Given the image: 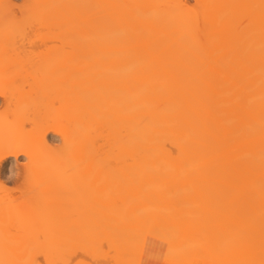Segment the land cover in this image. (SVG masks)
<instances>
[{
  "label": "bare ground",
  "instance_id": "bare-ground-1",
  "mask_svg": "<svg viewBox=\"0 0 264 264\" xmlns=\"http://www.w3.org/2000/svg\"><path fill=\"white\" fill-rule=\"evenodd\" d=\"M193 1L0 0V97L12 115L0 117V169L27 161L18 192L4 184L20 170L0 174V264H44L48 242L65 256L56 264L80 244L88 264H136L148 230L170 261L183 262L186 244L205 250L207 236L235 245L191 261L264 264V0ZM142 183L165 194L171 224ZM76 212L92 225L70 223Z\"/></svg>",
  "mask_w": 264,
  "mask_h": 264
},
{
  "label": "rangeland",
  "instance_id": "rangeland-1",
  "mask_svg": "<svg viewBox=\"0 0 264 264\" xmlns=\"http://www.w3.org/2000/svg\"><path fill=\"white\" fill-rule=\"evenodd\" d=\"M15 3H23V0H13ZM185 1H187V3H189V4H193V0H185ZM189 1V2H188ZM48 44H54V40L53 39H51V38H46V39H44ZM40 44H42V43H40L39 42V45ZM0 73L3 75V77H5L4 76V74L0 71ZM6 73V72H5ZM6 75V74H5ZM3 101V99L0 97V117L1 116H4V117H6L7 119H10V120H12V118H11V116H10V114L9 113H7V112H5L6 110L1 106L2 105V102ZM2 108V109H1ZM4 109V110H3ZM8 111V110H7ZM15 117V116H14ZM13 117V118H14ZM27 117V116H26ZM19 118V117H18ZM30 118V117H29ZM24 119V118H23ZM27 119V118H26ZM22 120V119H21ZM20 121V120H19ZM13 122H14V120H13ZM20 122H22V121H20ZM24 122H25V120H24ZM25 125V124H24ZM26 125L27 126H29V125H31V124H29V121H28V124L26 123ZM29 127H31V126H29ZM48 140H49V143L52 145V146H55L56 148H57V145H61V140H60V137H59V135H55V134H49L48 135ZM59 145V146H60ZM27 161H26V157L25 156H20L19 157V159H18V162H17V160H15L14 158H12L11 160H10V162H8V163H6V164H4V166L0 169V174H2V171H4L3 173H5V176L7 175V176H9V178L11 179V178H13L12 176H14V173H16L17 172V170L16 169H19L20 171H18V172H20L19 174H20V177H19V179H17V181L18 182H6L8 185H6V183L4 184V186H5V188H6V186H7V189L9 188L10 190H13V192H18V190H16V189H18L17 188V184H18V186L20 187V186H25V183H26V181H25V179L26 178H24L22 175L24 174V173H22L23 172V169L25 168V163H26ZM17 163V164H16ZM15 169V170H14ZM13 170V173L11 172V171ZM16 171V172H15ZM12 175V176H11ZM17 183V184H16ZM244 185H246V183H243ZM147 186V185H146ZM146 186L144 187V184L142 183L141 184V190H142V192H146L147 194V197H149V204H153V205H156L155 207H158V212L159 213H157V214H159L158 216H159V219H160V224H161V226H165V215L166 214H163V212L164 211H166L167 209H166V200L164 201L165 203H163L161 200H162V196H164L163 194H160V193H162V192H158V196H157V198H154L153 199V196H150V194H149V191H148V189L146 188ZM149 186V185H148ZM153 186V185H152ZM169 186H171V184L169 185ZM168 186V187H169ZM243 186V185H242ZM199 187V186H198ZM149 188H151V185H150V187ZM165 188L166 189H170L171 191L173 190V191H176L175 189H171L170 187L169 188H167V187H164L163 189L165 190ZM194 186L193 187H190L189 188V190L191 189V191H192V194H189L190 196H189V199H190V197L193 195V197H191V198H194V200H192V199H190V200H192L191 201V203L193 202V201H198V200H195L196 198H195V193H196V191L198 190V188L196 187V190H194ZM241 188V187H240ZM8 189V190H9ZM153 189V188H152ZM184 189V188H183ZM186 189V188H185ZM182 190V189H181ZM187 190V189H186ZM19 191H20V189H19ZM153 191V190H152ZM163 191V190H162ZM172 191V192H173ZM185 190H183V192H184ZM195 191V192H194ZM10 192V191H9ZM12 192V191H11ZM165 192V191H164ZM181 192V191H180ZM179 192V193H180ZM200 194V198H202L205 194H204V192L200 189V191H198ZM152 193V192H151ZM170 193V192H169ZM174 193V192H173ZM187 193H189V191H186L185 192V195H183V197H182V195H180L179 197H181V198H184L186 195H188ZM191 193V192H190ZM172 194V193H171ZM196 194H198V193H196ZM162 195V196H161ZM174 195V194H173ZM173 195H171V196H173ZM199 195H197V196H199ZM238 195V193H236L234 196H237ZM176 196H178V195H176ZM112 197H114V196H112ZM156 197V196H155ZM187 198H188V196H186ZM184 198V200L186 199V201H187V198ZM176 198V197H175ZM181 198H176V200L178 199V201H176V202H179V200H180V202L179 203H177V204H180L181 203V205H182V203L184 202H181L182 200H181ZM211 198V197H210ZM213 198V197H212ZM111 199V196L110 197H108L107 199H106V201L104 202V203H107L108 204V201L107 200H110ZM164 199H166V198H164ZM169 199H172V197L170 198L169 197ZM169 199H168V201H167V204H168V202H169ZM112 200H114V199H112ZM162 202V204H160L161 202ZM175 200V199H174ZM189 200V201H190ZM200 200V199H199ZM210 200V199H209ZM214 200H215V198H214ZM86 201H87V199H86ZM118 200L116 199V202H117ZM120 199H119V203H120ZM173 201V200H172ZM189 201H187L189 204H190V202ZM225 201V200H224ZM110 202V201H109ZM176 202H174L173 201V203L175 204V206L177 205L176 204ZM212 202H215V201H211L210 203H212ZM76 203V202H75ZM112 203V202H111ZM209 203V201H208V204H210ZM169 204H170V202H169ZM173 204V205H174ZM184 204V203H183ZM121 205V204H120ZM185 205H186V203H185ZM191 205V204H190ZM212 205V204H211ZM115 206H119V204H117V205H115ZM166 206V207H165ZM172 206V203L170 204V207ZM187 206V205H186ZM173 207V206H172ZM176 207H178L179 208V206H176ZM185 207V206H184ZM189 207V206H188ZM167 208H169V206L167 207ZM163 209V210H162ZM170 210V209H169ZM181 210H183L182 208H181ZM192 210H194V211H196V212H198L196 209H192ZM176 211V209L173 211V213H172V210L170 211V213H172L173 215H174V212ZM178 211V210H177ZM177 211H176V213H177ZM190 212V211H189ZM188 212V213H189ZM192 212V211H191ZM166 213H167V217H168V212L166 211ZM75 214H76V217L74 218V216H75ZM156 214V213H155ZM192 214V213H191ZM72 216H73V214H71ZM70 215V216H71ZM89 214H87V216H85V218L86 217H89L88 216ZM190 215V214H189ZM193 215V214H192ZM191 215V216H192ZM74 216H73V220L71 219V221H70V223L73 221H75V219H78V222L80 223V224H82V225H84L85 227L88 225V226H90V224H91V222L89 221L87 224H84L83 222H81V220H83V219H81L82 218V216H81V214L79 213V212H76V213H74ZM171 216V215H170ZM169 216V217H170ZM155 217H156V219L158 220V217H157V215H155ZM169 217L168 218H166V219H169ZM72 218V217H71ZM90 218V217H89ZM150 218H152V216L151 217H149V219L147 220V221H150L151 219ZM226 219H231L230 221H231V223H232V225L233 226H235V225H237V222H238V220L239 219H241V218H239V217H235V218H232V217H225ZM101 218H98V220H100ZM153 220V222H155V224L157 223V220L155 219V221H154V216H153V218H152ZM90 220V219H89ZM173 220V219H172ZM176 220V219H175ZM88 221V219L87 220H84V222H87ZM171 221V220H170ZM219 221H221V219L220 220H217V222H219ZM241 221V222H240ZM239 222H240V225H242V226H244V225H246L247 224V221H243V219H241ZM76 222H77V220H76ZM76 222H75V224H76ZM166 222H169L168 220L166 221ZM172 222H170V223H167V224H171ZM174 223V222H173ZM177 223H179V222H176L175 221V223H174V225L175 224H177ZM221 223V225L220 224H218V225H220L221 227H220V229H223V228H225V227H227V224H225L224 223V220L223 221H221L220 222ZM229 223V222H228ZM73 224V223H72ZM72 224H70V225H72ZM152 225H153V223H151ZM154 224V225H155ZM158 224H159V222H158ZM166 224V225H167ZM212 224V223H211ZM60 224H58V226H59ZM76 225H78V224H76ZM92 225V224H91ZM152 225H151V228H152ZM184 222H180L179 224H177V225H175V227L177 228V226H179L180 228H182V230H183V228H184ZM54 226V225H53ZM84 226H81L83 229H84ZM158 226V225H157ZM173 226V225H172ZM213 226V225H212ZM215 226V225H214ZM55 227V226H54ZM80 227V228H81ZM147 227H150V224L148 223V225H147ZM171 227V226H170ZM174 227V226H173ZM174 227V228H175ZM57 228V227H56ZM59 228V227H58ZM70 228V227H69ZM76 228H78V227H76ZM156 228V227H155ZM162 228V227H161ZM160 228V229H161ZM167 228V227H166ZM214 228V227H213ZM216 228V227H215ZM74 229V228H73ZM150 229V228H149ZM186 229V228H185ZM56 230H58V229H56ZM78 230V229H77ZM87 230H88V228H87ZM156 230V229H155ZM159 230V229H158ZM162 230V229H161ZM165 230V229H164ZM167 230V229H166ZM180 230V229H179ZM198 230V229H197ZM80 231V230H79ZM149 232H148V234L146 235V237H145V239H144V241H143V245H142V248L140 247V245H141V236H139V238H136V239H138V246H139V248H141V250H140V255H139V259L137 258V260L138 261H136V264H204V261L202 260V259H199V258H195L194 260H190L191 258H193V257H195V255L196 254H199L200 253V249L202 248V246H201V244L199 245V246H201V248L200 249H198V248H196V246H195V248L194 247H191L190 248V244H186V246H188V248L190 249V251H189V253H190V255H189V253H185V254H182L183 256H186L185 258L183 257V262H174V261H170V260H168V259H165V257H167V252H174V250H171V248L172 247H170V251H169V247L167 246V244L165 243V241L162 239V237H159V236H157V234L156 235H153L152 234V232H151V234H150V231L151 230H148ZM183 231H185V230H183ZM183 231H182V233H183ZM50 232V231H49ZM75 232V231H74ZM82 232V231H81ZM178 232V231H177ZM196 232V231H195ZM194 232V233H195ZM197 232H199V231H197ZM196 232V233H197ZM52 233V232H51ZM56 233H58V232H56ZM168 233H169V231H168ZM171 233V232H170ZM54 234V233H53ZM74 234V233H73ZM163 234V233H162ZM167 234V233H166ZM201 234V233H200ZM205 235H206V233H204ZM203 234V235H204ZM175 235H176V232H175ZM178 235L181 237V233H179L178 232ZM172 236H174V235H172ZM42 237H44V236H42ZM41 237V238H42ZM74 237V239L73 240H75V236H73ZM206 237V238H205ZM202 240H199L198 242H201L202 243V245H204V243L206 242V248H205V250H202L201 251V253L200 254H202V255H206L207 253H208V251L209 252H211V251H213V250H209V249H213V241H211V240H209V238H207V236H205ZM174 238H176V237H174ZM45 239L46 238H44V240H41V242H45ZM172 239V238H171ZM170 239V240H171ZM104 241H106V239H103ZM134 240V239H133ZM167 240V239H166ZM173 240V239H172ZM171 240V241H172ZM176 240H178V237H177V239ZM77 241V240H76ZM175 241V240H174ZM205 241V242H204ZM74 242L75 241H73V243L72 244H74ZM78 242H79V240H78ZM107 242V241H106ZM133 241H130V243H132ZM136 242V241H135ZM179 243H177L176 242V244H182L180 241H178ZM197 242V243H198ZM204 242V243H203ZM232 242H234V241H232ZM49 243V245H47ZM47 244H45V245H47V246H42V245H40V248H38L39 249V251L37 252L38 254V256H37V260H38V257L40 258V256H39V254H41V258H42V256H43V253H44V259H45V261L44 260H42L41 258H40V262H38V263H41V261H44V264H56V261L57 260H59V259H55L56 257H60V259H64L65 260V256L63 255V257L64 258H61V256H57L56 255V253H54V251L57 249H55V250H53L54 249V246H55V244L53 243V242H48ZM71 243V242H70ZM80 243V242H79ZM79 243H78V245H79ZM108 243V242H107ZM197 243L195 244V245H197ZM71 244V245H72ZM83 244V243H82ZM104 244V243H103ZM171 244H173V243H171ZM184 244V243H183ZM192 244H194V242L192 243ZM231 243H227V241L225 242V243H222V245L224 246V247H226V248H230V245ZM62 245V244H61ZM64 245V244H63ZM75 245H77V243L75 244ZM84 245V244H83ZM93 245V244H92ZM133 245V244H132ZM135 245H137V244H135ZM174 245V244H173ZM185 245V244H184ZM231 245H235V243H232ZM74 246V245H73ZM73 246H72V248H73ZM86 246V245H85ZM137 246V247H138ZM175 246V245H174ZM174 246H173V249H174ZM183 246V245H182ZM221 246V245H220ZM220 246H216V247H214L215 249H214V251L216 252V255L215 256H221L222 254H223V252L225 251V249H224V251L222 250V248L220 247ZM229 246V247H228ZM56 247H57V245H56ZM66 247H68V246H66ZM76 247L77 246H75L74 248L76 249ZM79 247H80V251H81V244L79 245ZM78 247V248H79ZM101 247V246H100ZM102 247H103V245H102ZM136 247V248H137ZM223 247V248H224ZM63 247H61V249H62ZM74 248H73V250H74ZM85 248V247H84ZM105 248H109V247H107V245H105L104 244V247L103 248H101L102 249V251H104V249ZM135 248V250H137ZM176 249H178L177 248V246L175 247ZM181 248V247H180ZM187 248V247H186ZM194 248V249H193ZM58 249H59V246H58ZM57 249V250H58ZM67 249V248H66ZM65 249V250H66ZM71 249V248H70ZM113 249V248H112ZM134 249V248H133ZM176 249H175V251H176ZM182 249V248H181ZM203 249H204V247H203ZM72 250V249H71ZM139 250H137V251H139ZM188 250V249H187ZM192 250V251H191ZM194 250L195 251H198V252H196V253H194ZM42 253H41V252ZM80 251H75L74 250V252L73 251H71L72 252V254H74V255H76V256H81L80 255ZM86 251H88L87 249H86ZM90 251V250H89ZM105 251H106V249H105ZM104 251V253H102L101 254V256H105L106 254H107V251L105 252ZM136 251V252H137ZM167 251V252H166ZM181 251V250H180ZM180 251H179V253H180ZM204 251V253H202ZM55 252H57V251H55ZM61 252H62V250H61ZM81 252H83V250L81 251ZM112 252H114V253H116L117 254V256H118V254L119 253H117V251L114 249V250H112ZM111 251H110V253H112ZM131 252V251H130ZM193 252V253H192ZM53 253H54V255H56V256H54L53 255ZM67 253V252H66ZM70 253V252H69ZM89 253V252H88ZM109 253V252H108ZM170 253V254H171ZM194 254V255H192V254ZM58 254V253H57ZM71 254V253H70ZM72 254L71 255H68L67 254V256H66V258H67V260H68V256H71V258H74V257H72ZM82 254V253H81ZM85 254V250H84V253H83V255ZM132 254V253H131ZM169 254V253H168ZM214 254V253H213ZM35 255L36 254H34V257H35ZM66 255V254H65ZM82 255V256H83ZM86 255V254H85ZM88 255V254H87ZM109 255V254H108ZM107 255V256H108ZM134 255V254H133ZM89 256H91V255H89ZM88 256V258H87V260H86V262L84 261V259L86 258H82V257H80V259L82 258V260H83V262L85 263V264H88V260L91 258V257H89ZM110 256V255H109ZM115 256V255H114ZM191 256V257H190ZM244 256V259L245 258H247L248 257V255H243ZM95 257H97V255L95 256ZM127 257H128V255H127ZM134 257V256H133ZM188 257V258H187ZM250 257V256H249ZM103 258V257H102ZM106 258V257H105ZM109 258H111V257H109ZM132 258V257H131ZM240 258V257H239ZM35 259H36V257H35ZM74 259H78L77 260V262L75 261V262H72V263H70L72 260H74ZM74 259H70L69 261L70 262H68L67 260V263L68 264H78L79 262H80V260H79V258H74ZM99 259H100V257H99ZM104 259V258H103ZM133 259V258H132ZM135 259V258H134ZM37 260H36V262H37ZM92 260V259H91ZM91 260H89V261H91ZM98 259H95V261H97ZM101 260V259H100ZM109 260V259H108ZM112 260H113V263L114 264H116V258L114 259V257L112 258ZM129 259H127L126 258V255H125V257H124V259L122 260L123 261V263L122 264H130L129 262L130 261H128ZM39 261V260H38ZM66 261H65V263H66ZM238 261H240V260H237V263H238ZM59 262V261H58ZM112 262V261H111ZM138 262V263H137ZM203 262V263H202ZM43 263V262H42ZM60 263V262H59ZM64 263V264H65ZM90 263V262H89ZM97 263V262H96ZM95 263V264H96ZM109 263H110V261H109ZM58 264V263H57ZM63 264V263H62ZM79 264H81V263H79ZM92 264V263H91ZM98 264H99V262H98ZM100 264H101V262H100ZM104 264H106V263H104ZM107 264H108V262H107ZM135 264V263H134ZM207 264V263H206Z\"/></svg>",
  "mask_w": 264,
  "mask_h": 264
}]
</instances>
